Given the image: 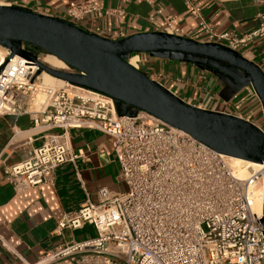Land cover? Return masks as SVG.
I'll use <instances>...</instances> for the list:
<instances>
[{
  "label": "built area",
  "instance_id": "2783aa9c",
  "mask_svg": "<svg viewBox=\"0 0 264 264\" xmlns=\"http://www.w3.org/2000/svg\"><path fill=\"white\" fill-rule=\"evenodd\" d=\"M251 1L264 5V0ZM185 2L188 12L200 19L208 42L238 50L264 38V23L242 36L218 33L200 8ZM93 13L103 18L110 11L81 3L67 10L66 20L77 25ZM162 31L179 34L177 19L164 16ZM124 37L119 32L111 39ZM1 46L0 115L29 114L34 126L64 130L45 135L27 158L6 168L15 190L51 182L56 168L76 157L71 155L68 129L82 127L112 137L126 186L123 191L102 187L98 201L87 199L65 215L55 232L88 223L96 235L68 240L38 264H264V162L248 177H239L229 156L191 134L143 110L120 114L115 99L105 93L70 83L45 85L37 63L19 54L9 58L11 50ZM146 54L130 53L127 60L141 69ZM257 125L264 131V125ZM257 187L263 189L261 213L253 208Z\"/></svg>",
  "mask_w": 264,
  "mask_h": 264
},
{
  "label": "crops",
  "instance_id": "0c3cea01",
  "mask_svg": "<svg viewBox=\"0 0 264 264\" xmlns=\"http://www.w3.org/2000/svg\"><path fill=\"white\" fill-rule=\"evenodd\" d=\"M216 32L240 36L263 25L264 5L251 0H190ZM81 3L92 4L110 13L103 18L87 14L77 25L111 38L148 31H162L164 16L177 19L180 33L207 41L200 19L187 10L185 0H0L35 12L67 19V10ZM161 9L162 14H157ZM264 69V38H256L238 49ZM140 68L186 102L211 110L231 113L257 123L262 105L254 87L242 98L238 83L243 77L231 76L206 64L145 55ZM252 86V87H251ZM62 128L34 126L31 115H0V264H38L68 240L84 241L96 235L91 224L55 232L59 221L80 208L87 200L98 201V190L108 187L123 191L120 166L112 147V137L90 128L68 129L72 160L58 166L51 182L18 192L5 170L27 158L49 133ZM50 258V257H47Z\"/></svg>",
  "mask_w": 264,
  "mask_h": 264
},
{
  "label": "water",
  "instance_id": "95a60500",
  "mask_svg": "<svg viewBox=\"0 0 264 264\" xmlns=\"http://www.w3.org/2000/svg\"><path fill=\"white\" fill-rule=\"evenodd\" d=\"M0 45L11 50L9 58L19 54L37 63L38 73L46 71L70 84L110 95L120 114L136 115L143 110L220 153L264 162V131L257 124L190 104L127 60L130 53H148L206 64L232 79L247 76V84L254 87L264 114V69L229 46L165 31L141 32L115 40L56 16L4 4H0ZM28 46L55 55L70 69L43 62ZM237 83L238 88L244 86L241 79ZM124 107L131 113L124 112ZM261 223L264 229V216Z\"/></svg>",
  "mask_w": 264,
  "mask_h": 264
},
{
  "label": "bare ground",
  "instance_id": "6f19581e",
  "mask_svg": "<svg viewBox=\"0 0 264 264\" xmlns=\"http://www.w3.org/2000/svg\"><path fill=\"white\" fill-rule=\"evenodd\" d=\"M5 54V49L0 45V56H4ZM44 62L47 64H50L51 66L55 68H65V63L56 57L53 54H48L44 58ZM40 82L45 84V85H51L53 87H64L69 85V83L61 78H58L46 71H43L40 74ZM229 160L231 159L232 161V166L235 169V173L242 178L248 177L254 169H257L260 167V164L256 161H250V160H245L237 157H230L228 158ZM253 208L256 210L258 213H261L262 208H263V189L262 187H257L255 192H254V198H253Z\"/></svg>",
  "mask_w": 264,
  "mask_h": 264
},
{
  "label": "rangeland",
  "instance_id": "374dc122",
  "mask_svg": "<svg viewBox=\"0 0 264 264\" xmlns=\"http://www.w3.org/2000/svg\"><path fill=\"white\" fill-rule=\"evenodd\" d=\"M48 55V53L47 52H45V51H39L38 52V56H39V58L44 62V58L46 57ZM65 68H68V67H66L65 66ZM248 78H247V76H244V78L243 79H241V81L244 83V88H243V90L240 92L241 93V95H242V98L244 97V98H247V96H249L250 94H251V90L249 89V87H247L248 86V84H247V82H248ZM252 87V86H251ZM123 111L124 112H126V113H131L130 111H128V108L127 107H124L123 108ZM257 120V123L258 124H260V125H264V114H263V109H262V112L261 113H259L258 115H257V118H255V121ZM229 160V159H228ZM229 163H230V165L232 166V161H231V159L229 160ZM233 167V166H232ZM234 168V167H233Z\"/></svg>",
  "mask_w": 264,
  "mask_h": 264
},
{
  "label": "flooded vegetation",
  "instance_id": "af4514ba",
  "mask_svg": "<svg viewBox=\"0 0 264 264\" xmlns=\"http://www.w3.org/2000/svg\"><path fill=\"white\" fill-rule=\"evenodd\" d=\"M29 49H31L34 53L38 54V52L40 51L38 48L32 47V46H28Z\"/></svg>",
  "mask_w": 264,
  "mask_h": 264
},
{
  "label": "trees",
  "instance_id": "16d2710c",
  "mask_svg": "<svg viewBox=\"0 0 264 264\" xmlns=\"http://www.w3.org/2000/svg\"><path fill=\"white\" fill-rule=\"evenodd\" d=\"M40 51H44V50H41V49H39ZM46 52V51H45ZM142 70V69H141ZM143 71V70H142ZM145 72V71H144Z\"/></svg>",
  "mask_w": 264,
  "mask_h": 264
}]
</instances>
